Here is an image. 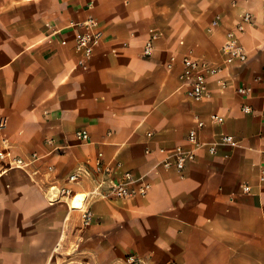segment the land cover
Listing matches in <instances>:
<instances>
[{"label": "crops", "instance_id": "crops-1", "mask_svg": "<svg viewBox=\"0 0 264 264\" xmlns=\"http://www.w3.org/2000/svg\"><path fill=\"white\" fill-rule=\"evenodd\" d=\"M245 13L247 60L223 65ZM89 20L102 36L87 59L76 40ZM186 56L224 66L200 101L187 95ZM198 120L208 145L183 172L161 166L193 148ZM223 135L236 144L212 153ZM3 139L37 159L0 175V264H264V0H0V148ZM99 153L111 168L104 193L129 171L150 183L147 195H97ZM78 194L89 226L71 207Z\"/></svg>", "mask_w": 264, "mask_h": 264}, {"label": "built area", "instance_id": "built-area-1", "mask_svg": "<svg viewBox=\"0 0 264 264\" xmlns=\"http://www.w3.org/2000/svg\"><path fill=\"white\" fill-rule=\"evenodd\" d=\"M251 20V14L245 13L242 16V20L236 25V27L228 32L225 43L222 46V53L224 54L223 65L242 64L247 60V54L239 41L238 34L244 32L245 25L250 23ZM86 25L90 29H88L85 33H81L77 37L76 45L77 50L88 59L91 58L94 47L100 42L102 34L100 31H95L91 28L96 25L95 21L89 20ZM155 37V35L152 36V38L146 42L144 47L145 56H151L153 54V40ZM172 61H175L174 57L172 58ZM182 62V78L187 84V95L195 101H200L203 97L208 95L206 85L207 76L219 74L223 70L224 66L222 64H211L199 61L187 56L183 58ZM239 92L245 93L247 90L245 88H240ZM243 110L245 112H250L252 109L250 106L246 105ZM211 120L213 122H220L221 118L218 115H212ZM204 126L205 122L203 120H198L196 125L190 129L187 135V140L193 146L192 149L185 150L183 148H177L169 154H166V157L160 163L161 166L167 169L174 168L177 171L183 172L188 163L195 160L196 150L204 145H208L207 143L201 142L199 139V132L204 128ZM76 135L81 141H88L90 139L89 134L86 131H78ZM217 144L235 145L236 141L230 135H223L219 143L209 145L212 153L215 152ZM165 151V149H161V152L164 153ZM36 159L37 157L35 156L34 160ZM33 161H26L22 157L16 155L7 143V140H2V146L0 148V163L6 162V165L5 167L0 165V175L10 168L27 170L30 168ZM95 170L103 176L96 187L97 195L103 197L125 199L135 196H146L151 188L150 183L144 181L142 177H135L131 172L127 171L123 174L119 182L110 185L108 192L104 193L102 191V187L108 180L106 176L110 173L111 168L103 162L102 153L97 155ZM78 178V174H73L70 176L69 181L75 182ZM260 182L264 185V172L261 173ZM245 190L249 191L250 187L245 186ZM70 192L69 188H63L58 190L57 195H68ZM57 195L55 198H52V202L56 200ZM76 196H74V198ZM83 206L80 208L82 212L83 224L84 226H89L93 222L94 214L89 208H85ZM126 260L127 264H143L142 259L135 255H129Z\"/></svg>", "mask_w": 264, "mask_h": 264}, {"label": "bare ground", "instance_id": "bare-ground-1", "mask_svg": "<svg viewBox=\"0 0 264 264\" xmlns=\"http://www.w3.org/2000/svg\"><path fill=\"white\" fill-rule=\"evenodd\" d=\"M87 198V194H78L72 201L71 203V207L73 209H80L83 205H84V202Z\"/></svg>", "mask_w": 264, "mask_h": 264}]
</instances>
